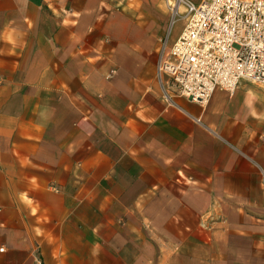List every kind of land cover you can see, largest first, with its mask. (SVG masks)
Here are the masks:
<instances>
[{
  "label": "crops",
  "instance_id": "obj_1",
  "mask_svg": "<svg viewBox=\"0 0 264 264\" xmlns=\"http://www.w3.org/2000/svg\"><path fill=\"white\" fill-rule=\"evenodd\" d=\"M169 1L0 0V264H264V87L178 96Z\"/></svg>",
  "mask_w": 264,
  "mask_h": 264
},
{
  "label": "built area",
  "instance_id": "obj_2",
  "mask_svg": "<svg viewBox=\"0 0 264 264\" xmlns=\"http://www.w3.org/2000/svg\"><path fill=\"white\" fill-rule=\"evenodd\" d=\"M170 2L185 26L157 75L178 96L204 106L216 90L233 94L244 79L264 87V0ZM261 180L264 186V172Z\"/></svg>",
  "mask_w": 264,
  "mask_h": 264
},
{
  "label": "rangeland",
  "instance_id": "obj_3",
  "mask_svg": "<svg viewBox=\"0 0 264 264\" xmlns=\"http://www.w3.org/2000/svg\"><path fill=\"white\" fill-rule=\"evenodd\" d=\"M171 5V4H170ZM170 8V7H169ZM183 8H181V12H183ZM184 18V15L183 14H181V15H179V16H176V19H180V20H182ZM175 28H176V26H175Z\"/></svg>",
  "mask_w": 264,
  "mask_h": 264
},
{
  "label": "bare ground",
  "instance_id": "obj_4",
  "mask_svg": "<svg viewBox=\"0 0 264 264\" xmlns=\"http://www.w3.org/2000/svg\"><path fill=\"white\" fill-rule=\"evenodd\" d=\"M170 4L172 5L173 3L172 2H170L169 4H168V7H170ZM181 12V11H180ZM183 12H184V10H183Z\"/></svg>",
  "mask_w": 264,
  "mask_h": 264
}]
</instances>
